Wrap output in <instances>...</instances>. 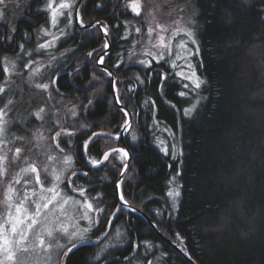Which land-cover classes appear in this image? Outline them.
<instances>
[{"label": "trees", "instance_id": "1", "mask_svg": "<svg viewBox=\"0 0 264 264\" xmlns=\"http://www.w3.org/2000/svg\"><path fill=\"white\" fill-rule=\"evenodd\" d=\"M125 1L106 0V7L95 9L96 15H110L111 41L116 47L110 61H118L122 45L131 41L121 39L122 22L134 17L123 7ZM196 4L200 32L195 67L206 83L201 89L205 99L190 118L183 113L190 98L183 105L188 96L179 95L186 90L184 84L165 62H154L146 69L139 63L130 64L125 56L120 67L110 65L124 106L132 113L131 130L123 137L125 116L115 103L111 77L100 73L103 70L98 73L103 74L104 82H94L95 88L86 85L94 76L87 68L79 75L66 70L58 78L62 92H54L57 107L69 101L82 103L78 116L67 121L76 135L71 144H62L72 150L75 179L85 186L89 198L104 207L108 216L120 205L116 187L120 163L110 158L93 167L88 160L99 159L109 148L126 147L131 158L123 176L125 198L190 258L166 244L141 214L124 208L117 213L107 238L75 251L70 264H101L112 254L122 260L133 256L106 264H147L148 260L153 264H193L192 259L199 264H264V0H197ZM116 24L120 26L114 27ZM161 73L168 74L162 88ZM2 76L0 69V80ZM149 98L155 106L145 104ZM89 99L93 104L85 109ZM159 125L167 127L160 130ZM166 128L175 131L176 151H182L175 159L172 140L168 155L161 151L159 141H164L161 134L167 137ZM93 132L113 135L94 138L85 154L83 142ZM115 133H120L119 139ZM132 135L138 139L133 141ZM173 177L181 192L175 211L167 195ZM99 219L90 238L108 229L105 214ZM117 228L123 233L119 241L115 239ZM109 241L101 259L95 260ZM143 241H150L153 247L148 249ZM133 243L140 245L135 251Z\"/></svg>", "mask_w": 264, "mask_h": 264}, {"label": "snow or ice", "instance_id": "2", "mask_svg": "<svg viewBox=\"0 0 264 264\" xmlns=\"http://www.w3.org/2000/svg\"><path fill=\"white\" fill-rule=\"evenodd\" d=\"M5 0H0V4H4ZM170 0H128L127 8L136 17H142V24L144 27L147 41L143 44V53L145 58L137 61L146 69H151L153 63L160 64L161 62L169 63L172 68L180 67L181 71L176 72L175 75L182 79L189 81L184 84V88H191L193 91L199 90L202 85L206 83L195 71L194 65L190 62V57L194 55L191 45H197L195 32L191 20L185 21L182 15L184 9L182 7L169 8L167 12H162L163 5H168ZM97 7H100L97 4ZM75 9V23L82 29L88 31L89 28L97 29L109 35V26L105 23L101 25L100 21L95 24L86 25L79 8V0H47L43 10L49 13V28H56L61 18H66L67 24L65 27H73V15ZM176 13V19L170 23H161L159 16L161 14L171 16ZM125 28V34L122 39H127L131 35L130 24L128 21L122 22ZM119 24L114 27H119ZM135 33L140 34L141 26H131ZM49 28H41L44 36H50L51 39L44 40L43 43L37 45L36 51L47 50L55 47L56 41L65 36L64 29H59V35L52 33ZM12 35H0V41L10 42L14 39L15 28L10 29ZM177 38H179L177 40ZM174 41L175 44H174ZM134 43H141L135 41ZM18 47L23 51L24 44L21 43ZM110 45L106 41L104 48H109ZM175 47V53L173 48ZM95 50L87 53L88 57H92ZM199 52L198 46L196 53ZM31 55L30 52L25 53ZM136 53L129 50L128 58L132 59ZM173 59H168L173 57ZM56 58L53 56L48 61L50 66L52 61ZM122 59V58H121ZM178 61H184L183 64L178 65ZM98 64L104 63V57L100 56L97 60ZM0 65L3 67L4 81L0 83V187L3 188L2 199H0V264H70L71 256L75 251L81 247L91 245L93 241L89 237V233L93 228L100 223V215L105 214V219L110 229L117 217V213H122L124 208L129 207V201L125 199L123 193V180L116 182L118 190V198L120 205L115 206V211L111 216L106 214L104 207L94 205L85 193L87 189L80 185H75L72 177L76 176V171L72 170L74 167V160L71 154L65 153L64 149L60 147L61 138H66L64 142L71 144V138L76 135V131L63 127L59 119L54 120L55 126H59V130L55 131L49 138L44 134L43 128L37 129L34 132H28V135L16 136L12 135L9 139L8 129L13 123L23 128V121H14L9 118V113L15 107L17 98L22 92V89L17 88L15 92L12 91L11 80L13 74L19 75L16 72L17 64L15 60L8 57L0 60ZM33 65L28 74V84L30 88H34L40 92H48L49 88L55 86L59 73L54 76L50 82H39L35 78L42 77L44 73L42 69L46 66L38 61L29 59L23 65L24 68H29ZM119 67V64H117ZM188 69L185 72L184 69ZM79 71V68L76 69ZM103 72L109 77L113 75L107 68ZM151 75V72H149ZM167 73H161V85L167 79ZM94 79L100 77L94 75ZM139 83L144 80L137 76ZM114 100L117 105H120V111L124 114V124L121 126L125 130L132 127L131 115L127 108L123 107L125 103L121 99L119 89L116 87V81H112ZM130 91L134 89L130 88ZM11 93L9 98L4 97ZM180 96L188 95L187 92H179ZM49 98L51 94L49 93ZM205 97L199 96L197 93V100L188 108L184 109L185 116H191L197 109L200 100ZM130 102V100H129ZM151 103L155 106V101L149 98L145 104ZM93 104V100L89 99L88 104L83 105L86 109ZM70 116L75 118L78 116L76 106L69 110ZM48 114L45 106L39 107L37 110L29 113L30 116L36 120L44 122ZM81 127H86L81 125ZM27 131V130H25ZM104 135H113L111 133L93 132L87 140L83 142L85 154L88 150V145L94 138ZM115 139L120 138V133L114 134ZM30 137V138H29ZM131 139L136 141L137 136L132 135ZM49 140L51 142H49ZM160 145H164L161 151L168 155L169 149L163 141H159ZM19 145V146H16ZM53 145L60 153L59 156L53 153ZM182 155V151L177 153L176 145H172V157ZM62 157V158H61ZM110 158L117 160L120 167V175L123 176L129 168L127 161L131 158V154L126 147H113L104 152L99 158H91L88 160L93 167H99ZM46 161V162H45ZM14 165H22L15 173L11 172ZM71 171V176H66V173ZM43 173V177H42ZM179 174V173H177ZM83 175L87 176L85 172ZM175 177L172 178V181ZM170 181V183L172 182ZM62 185H66L72 192H78L83 200L75 199L72 195H68ZM167 195L171 198V207L173 211L178 208V199L181 195L180 186L170 188ZM132 212L136 209L130 208ZM86 221L87 226H83L80 222ZM123 233L119 228L116 229L115 239L120 240ZM179 236V233H176ZM108 230L101 233V236L95 238V242H100L101 237L107 238ZM63 241V242H61ZM109 244H105L93 258L99 261L102 254L107 250ZM148 249L153 247L150 241L142 242ZM132 250L135 251L140 247L139 244H132ZM165 255H167L165 253ZM124 260H129L128 256ZM147 264H153L152 260H148Z\"/></svg>", "mask_w": 264, "mask_h": 264}, {"label": "rangeland", "instance_id": "3", "mask_svg": "<svg viewBox=\"0 0 264 264\" xmlns=\"http://www.w3.org/2000/svg\"><path fill=\"white\" fill-rule=\"evenodd\" d=\"M25 2H26V0H5L4 4H0V22L5 21L9 25H12V22H13L15 16H16L17 12L16 11H10V12H14V13L16 12L14 18H12L10 16V14H9L10 7L13 6V7H15V10H16L20 6H23ZM161 2H162V0H161ZM196 2H197V0H170V3L168 5H163L162 12H167L169 8L182 7L184 9V11L182 13V15L184 17V20L185 21H188V20L192 21L194 32H195V37H196V40L198 41L199 32H200V22H199V18H198L199 11H198ZM127 3H128V0H126L123 3V7L124 8H127ZM132 15H134V14H132ZM131 17L124 19V21H128L129 24H130V29L129 30L131 31V35H129L127 37V39H131V41L128 44L124 43L122 45L123 49L121 50V53H122L121 61H122V63L125 62V60H126L125 58L126 57L128 58L129 50L131 49V50L135 51L136 55L133 56L132 59L128 58L129 61H131L129 63L130 64H133V63L134 64H138L137 63L138 60L145 58L142 49H143V44L147 41V36L145 34L144 27H143V24H142V17L141 18L140 17H136L135 15H134V17H132V18ZM159 18H160V22L161 23H170L172 20L176 19V13H173V15H171V16L161 14L159 16ZM131 26H141V28H142L141 33L140 34L135 33L134 28H132ZM124 34H125V29H124ZM178 39L179 38H177V40ZM135 41H140L141 43H139V44L134 43ZM175 42L176 41H174V44H175ZM38 44H40V43H38ZM125 44L127 46H125ZM37 45L36 44L35 45H31L32 46L31 47L32 50L30 51L31 54L33 53V55H34L35 52H40L41 51V50L40 51H36ZM189 47L192 49L193 53H195L194 55H192L189 58L191 64L194 65V67H195L196 66V58H195L196 57V48H195V45H191V44H189ZM42 51H43V49H42ZM46 51H48V53H49V49H47ZM173 52L175 53V47L173 48ZM25 53H27V52H25ZM25 53H23L21 57H19V56H9V57L6 56V57H8L11 60H15L16 61V64H17L16 72L19 74V75L13 74L11 76V80L15 82L11 86L12 87V91L15 92L17 88L22 89V92L19 94L18 97H16L18 102L16 103L15 107L13 108V110L9 113V118L14 120V121H23L24 122L23 123V128L18 126L16 123H13L12 125L9 126V129H8L9 139L11 138V136L13 134L16 135V136L28 135V132H34V131H36L37 129H40V128H43L44 134L50 138L51 135H53L55 131L59 130V126H55L53 121L59 119L61 121V125L63 127L69 128L67 121L69 119H73V117L70 116L69 110L73 107V105H75L76 106V110H77V112L79 114V109L81 108V104L82 103L78 104L80 100L79 101H75V102L69 101V102L65 103L62 107H57L56 103H55L57 98L55 97V94H54L55 91H54L53 87H50L48 92H40V91L35 90L34 88H30L29 84H28V81H27V78H28V74L31 71L32 67L29 70H22V69L18 68V65H19V63L21 61L24 60V62H25V61L28 60V57L33 56V55H26ZM173 58H174V55H173V57H169L168 59H173ZM177 63H178V65H180V64H183L184 61H178ZM166 64L169 67H171L169 63H166ZM172 69L175 72L181 71V68L179 66L176 67V68H172ZM43 71H44V69H42V72ZM108 71L111 72L109 69H108ZM184 71L188 72L189 70L185 68ZM195 71L197 72L196 67H195ZM43 73H44V75L42 77L35 78L34 82H35V80H39V82H50V80L52 79L51 74L46 73V71H44ZM100 73H104V72H100ZM100 73H95L94 74L95 76L100 77V79H94V76H93L92 82L86 84L87 87L92 86V88H95L94 85H92L94 82L95 83H97V82L99 83V82H102V81L104 82L103 74H100ZM197 74H198V72H197ZM105 75L108 76L107 74H105ZM178 78L183 84L189 83V81L182 79L180 76H178ZM111 80L112 81L113 80L116 81V87H117V75L114 72H113V75L111 76ZM3 81H4V73H3L2 79L0 80V83H3ZM203 86L204 85H202V87L199 90H196V91H193L191 88H188V89L184 90L185 92L188 93V95H186V96H188V98L187 97L184 98V100H183L184 103L182 102V104L184 105L185 101L187 99H189V98H190V101H189V103H187L185 105L186 107L183 108V113H184V109L188 108L191 104L196 102L197 93L199 94V96L203 97L202 94H201V89L203 88ZM49 93L51 94V98H49ZM9 96H11V93H8L4 97V99L9 98ZM202 100H200V102H199V104L197 106V109L192 113L191 116H193L195 114V112H197V110L199 108V105H200ZM0 106H2V103H0ZM41 106H45L46 109H47V112H48V114L45 117V121L44 122L38 121L34 117L29 115L30 112L37 110ZM123 107L125 108L124 104H123ZM129 113H131V112L129 111ZM191 116H185V117L190 118ZM131 124H132V115H131ZM164 126L167 127L166 125H163V126L159 125L158 127H159L160 130H163V129H165ZM121 129H122L121 130V134H122L124 129L123 128H121ZM25 130H27V131H25ZM130 130L131 129L124 130L123 136L128 134L130 132ZM166 132L169 135V136L167 135V137H165L163 134H161V138L164 137V141H163L164 144H166L169 147V142H170V140H172L171 147H172L173 144H175L176 145V150L179 149V143L176 141V138H175V135H176L175 131H172V130H169V129L166 128ZM64 140H65V138L62 137L61 141H64ZM49 142H51V141L49 140ZM62 143L63 142H61L60 147L64 149L65 153L71 154L73 156L72 150L70 148H65ZM67 144H69V143H67ZM16 146H19V145H16ZM53 153L56 154L57 156L60 155L58 150L55 149L54 145H53ZM73 160H74V156H73ZM20 166H22V165H14V166H12L11 172L15 173L16 171L19 170ZM71 171L72 170H70L68 173H66V176H71ZM42 177H43V173H42ZM75 177L76 176L72 177V180L74 181L75 185H80V186L85 187L84 185L79 184L76 181ZM120 180H123V182H124V178L123 177L120 178L118 181H120ZM123 185H122V188H123ZM170 185H171L170 188H173V187L177 186L178 184L174 183L172 181L170 183ZM61 187H63L65 189V191L67 192L68 195H72L75 199L83 200V197H81L78 192H75V193L72 192L70 189H68L66 187V185H62ZM2 192H3V188L0 187V199H2ZM85 195L89 198L87 193H85ZM93 204L96 205L94 202H93ZM130 208H133V207L129 204V207L125 208V209L129 210ZM2 210L3 209L0 208V211H2ZM135 212H137V211H135ZM80 223L83 226H87V222L86 221H81ZM61 242H63V241H61ZM173 243L176 244V247H175L176 249H178L181 252H183V249L176 242H173ZM175 264H178V263H175Z\"/></svg>", "mask_w": 264, "mask_h": 264}, {"label": "flooded vegetation", "instance_id": "4", "mask_svg": "<svg viewBox=\"0 0 264 264\" xmlns=\"http://www.w3.org/2000/svg\"><path fill=\"white\" fill-rule=\"evenodd\" d=\"M56 2L59 3V0H56ZM46 3L47 0H26L24 5L20 6L16 10L15 7H10V16L14 18L16 12L17 14L12 22V25H9L5 21L0 22V35H12V33L10 32V29L12 28H15V34L14 39L10 42L0 41V60H2V58L6 56L21 57L23 53L30 52L32 50L31 45H37L38 43H43L44 40L51 39L50 36H44L41 32L42 27L49 28V13L43 10ZM97 4H99L100 7H97ZM106 6V0H79V8L85 24L92 25L97 21H100L101 25L106 23L109 26L108 36H105L104 33L99 30V28H89L88 31L82 29L78 24L75 23L74 9L73 27H65V25L67 24V20L66 18H61L56 28H49V30L56 35H59V29H64L66 35L56 41L55 47L50 48L49 53L46 50H41L40 52H35L34 55L32 53L31 55L33 56L28 57V60L31 59L45 64L46 68L44 69V71H46V73L48 74H51L52 78L56 76L57 73L66 72V70L79 75V73L81 74L83 72L84 68H87L89 74L92 76L95 73H98V70H103L105 68L109 69L111 64H114V68H118L117 64H119L120 67V65L122 64L121 50L119 51L118 61H116L115 58L110 61L111 51L115 47L111 41V39H114V37L112 38L111 24L109 23L110 15L108 13L96 15L95 13V9L102 10ZM10 11L16 12L14 13ZM106 41L110 45V47L107 49L104 48V44ZM21 43L24 44L23 51L18 47V45ZM66 45H68V47ZM119 48H121V46ZM93 50H95L93 56L88 57L87 53ZM69 54H71V57L69 56ZM53 56L56 59L52 61L51 65L49 66L48 61ZM100 56L104 57L103 64L97 63V60ZM28 60L25 62L24 60L21 61L18 65V68L22 70H29L31 67H33V65H30L27 69L23 67V65L27 63ZM62 66L64 68H59ZM77 68H79V71H76ZM0 69L3 73L2 65H0ZM52 87L55 92H62L60 90L61 88L58 79L56 83V87L58 88V90H56L54 86ZM112 255L113 257L109 256L107 259L105 258L106 260L103 259L104 262H102L101 264H106V262L112 260H118L114 259V257L118 255Z\"/></svg>", "mask_w": 264, "mask_h": 264}, {"label": "bare ground", "instance_id": "5", "mask_svg": "<svg viewBox=\"0 0 264 264\" xmlns=\"http://www.w3.org/2000/svg\"><path fill=\"white\" fill-rule=\"evenodd\" d=\"M154 222V221H153ZM155 223V225H156V230H157V234L160 236V238L166 243V244H168L169 246H176V244H174L173 242V240L171 239V237H169L168 235H166L162 230H161V228L158 226V224L156 223V222H154ZM160 234H159V233ZM159 247H157L158 248V250L160 251L161 250V245H158ZM159 251H158V253H159ZM182 254H184L185 256H187L188 258H190V255L187 253V252H181ZM132 256L133 255H131L130 257H129V259L130 258H132ZM116 258L118 259V260H122V258H120L119 256H116ZM122 261H126V260H122Z\"/></svg>", "mask_w": 264, "mask_h": 264}, {"label": "water", "instance_id": "6", "mask_svg": "<svg viewBox=\"0 0 264 264\" xmlns=\"http://www.w3.org/2000/svg\"><path fill=\"white\" fill-rule=\"evenodd\" d=\"M196 47L198 46V44L197 45H195ZM199 48V47H198ZM196 55L197 56H199V52L198 53H196ZM110 70V69H109ZM112 73H113V71L112 70H110ZM63 73H65V72H60L59 73V76L60 75H62ZM55 87V89L56 90H58V88L56 87V85L54 86ZM131 114V113H130ZM125 130V129H124ZM124 130H123V132H122V134H121V136L123 137V133H124ZM129 162H130V159L127 161V163L129 164ZM124 176V175H123ZM123 176H121V178L123 177ZM139 214H141L154 228H155V230L157 229L156 228V225H155V223L148 217V216H146L144 213H142L141 211H139V210H136ZM112 228V227H111ZM111 228L109 229H107L108 230V234H109V232H110V230H111ZM157 231V230H156ZM159 233V232H158ZM160 234V233H159ZM104 239V237H101V241ZM93 242H95V239H91ZM176 247V246H175ZM114 259H117L116 257H114ZM192 262H193V264H199L196 260H194V259H192Z\"/></svg>", "mask_w": 264, "mask_h": 264}]
</instances>
